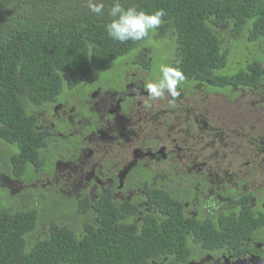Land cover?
Instances as JSON below:
<instances>
[{
    "label": "trees",
    "instance_id": "trees-1",
    "mask_svg": "<svg viewBox=\"0 0 264 264\" xmlns=\"http://www.w3.org/2000/svg\"><path fill=\"white\" fill-rule=\"evenodd\" d=\"M104 2L105 14L97 16L87 0H0V144L18 147L7 161L17 173L46 161L54 134L38 129L39 114H53L51 105L73 95L86 96L81 88L96 83L105 67L169 33L176 44L169 66L186 77L179 90L190 95L200 85L205 94L221 95L214 92L221 88L225 98L264 91V0H120L125 7L166 14L148 38L123 44L106 33L113 0ZM147 56L139 58L145 65ZM162 195L155 198L161 220L138 219L137 210L105 195L95 201L60 195L67 209L58 210L35 241L28 237L40 230L45 213L29 207L31 194L21 197L19 207L0 198V264H189L200 250L214 255L228 250L239 258L259 253L252 241H264V208L253 205L254 193L204 220L187 217L181 200ZM68 216L73 228L65 224Z\"/></svg>",
    "mask_w": 264,
    "mask_h": 264
},
{
    "label": "flooded vegetation",
    "instance_id": "flooded-vegetation-1",
    "mask_svg": "<svg viewBox=\"0 0 264 264\" xmlns=\"http://www.w3.org/2000/svg\"><path fill=\"white\" fill-rule=\"evenodd\" d=\"M136 52L131 61L125 62L135 66L125 80V87L116 86V81L93 86L86 96L72 94L71 100L67 98L64 103L51 105L53 114L49 113V119H43L41 114L37 116L38 129L50 128L54 134L46 149V161L43 160L41 167L31 164L28 173L23 174L17 173L14 166H9L8 159L5 160L7 173H0L1 195L9 199L10 193L6 192L9 188L1 185L6 182L25 185L17 198L31 194L30 186L36 190L41 186L47 192L56 190L65 199L77 201H95L105 195L115 203H126L137 210L138 219L154 216L158 220L162 219L164 213L160 211L155 198L164 196L162 194L171 196L175 202L181 200L185 215L201 220L215 218L221 211L236 208L244 194L254 193L253 205L260 202L264 208V184H259L264 180V171L263 176L259 175V170L264 166L243 172L245 177L241 179L235 171L236 177L233 179L227 175L228 166L216 163L226 159L221 145L216 146L218 151H212L213 156L201 157V152L206 150L202 149L203 146L215 148L214 144L218 142L217 136L209 134V119L196 110L198 102L204 106L208 104L207 97L211 93L194 102L192 94L183 92L185 89L181 88L179 91L184 99L180 95L175 98L169 96V104L165 105L162 113L164 118L159 120L164 124L155 121L156 125L168 128L167 134L163 136L159 129L154 132L148 129L154 120L146 118L143 121L145 113L142 111L147 110V113L158 118L164 99L149 97L144 85L148 80L155 79L150 68L152 60L147 56L145 65V59L139 58L140 54L147 52L140 48ZM81 86L83 84L79 85V89ZM79 89H75L76 95ZM140 98L143 100L140 101ZM173 103L184 113L190 114L187 125L182 129L171 128L169 123V110H173ZM73 113L78 116L73 120L68 119ZM57 125L59 128H56ZM79 125L83 126L82 133L76 134ZM87 125L93 129H86ZM205 134L215 136L212 144L203 143ZM88 144L91 148H88ZM38 180L46 181L42 183ZM216 181L219 184L217 187ZM29 207L36 206L29 202ZM174 212L169 210L171 214ZM95 220V217H91L89 222L95 223ZM85 222L83 219L81 225L84 226ZM46 231L43 228L42 233L45 235ZM261 236L264 239V232ZM252 244L259 249V253L252 252L239 258L228 250L215 255L200 250L189 264H264V241L255 240Z\"/></svg>",
    "mask_w": 264,
    "mask_h": 264
},
{
    "label": "rangeland",
    "instance_id": "rangeland-1",
    "mask_svg": "<svg viewBox=\"0 0 264 264\" xmlns=\"http://www.w3.org/2000/svg\"><path fill=\"white\" fill-rule=\"evenodd\" d=\"M169 34L170 36L168 37V39L163 41L151 39L149 43L150 46H147L146 50H144V48L142 49L143 51L148 52V57L152 60V65L150 66L152 75H156L159 77L160 66L162 64L170 65V63H172L174 59L176 44L172 42V38L174 37V35H172V33ZM132 57L133 54H129L128 56H126V58H118L113 64L109 65L108 67H105V69L98 74L96 83L87 87L83 86L81 88V92H89L93 89V86L99 87L101 85H106V82L109 81H116V86L121 88L125 87V80L129 72L135 70L134 65L132 66L129 64H125L126 61H131L133 59ZM216 89L217 90L214 92L224 95V92L221 91L225 90L221 88ZM201 90L202 87L200 85H196L194 87V92L191 96L194 102L206 93L205 91ZM196 91L198 92L196 93ZM241 92L242 93L240 94V96H230V98H225L224 96L218 94H210V96L207 97L209 99L208 104H206L205 106L201 102H198L196 104V110L202 114L201 116L205 117V119H209V134H214L215 136H217L216 139L218 140V142L214 144L215 148L210 149L209 147L203 146L202 149L206 148V150H204V152H201V157L213 156L214 153L212 151H218L219 148L216 146L221 145L223 147V153H226L230 157L227 159L226 155V159H224L222 162L217 161L216 163H220V166L223 167L228 166L227 175H230V177L233 179L236 177L234 175L235 171L237 173V177L241 179L245 177V175L242 174L243 172L256 170L257 168H260V165L264 166V148L260 146L261 140H264V91H262L261 93H257L254 91L249 92L245 90ZM168 98L169 95L167 93L164 97L160 98L164 100L162 102V105H160L161 109L158 118L152 116L150 112L147 113V110L142 111L145 113L143 121L146 120V118L154 120L150 124L148 129L151 132H154V130L159 129L160 134L163 136L167 134L168 128L160 126L164 123L159 122V120L164 118L162 113L165 110V105L169 104ZM142 100L143 99L140 98V101ZM174 103L173 110L172 108L171 110H169L171 111V119L169 123L171 125V128L182 129L185 127L184 125H187L190 114L184 113L183 111H181V108L175 107ZM79 109L83 112L87 111L86 109ZM41 115L43 119H49V115L47 113H42ZM77 116V114L73 113L68 116V119L73 120ZM155 121L160 123V125H156ZM56 128H59V125H57ZM82 128L83 126L79 125L75 133L81 134ZM89 128L93 129V127L87 125L86 129ZM205 136L206 139L203 141L204 144H212L214 142L215 136L210 137L206 134ZM88 148H91L90 144H88ZM18 151L19 149L15 145L5 146L3 144H0V173H7V170L4 168V162L6 159L9 158V153L17 154ZM245 163L247 164L245 165ZM263 171L264 167L259 170V175L263 176ZM38 181L44 183L46 180ZM229 181L231 182L232 180ZM261 181L262 183L259 184H264V180ZM221 182H225V180H221ZM1 185L9 188L10 190V192L9 190L6 191L8 194L10 193L9 199L5 195H0V198L3 203L9 204L12 200L14 207H19L23 199L17 198V194L25 187V185L21 184L20 182H6ZM215 185L216 187L217 185H219L217 184V181ZM29 191L32 195L30 204L35 205L45 213V215L41 213V219L39 221L40 230L37 231L36 234H33L28 237L30 241H35L38 238H34H36L39 233H42V229L43 227H45L46 223L52 221V216L56 214L60 209H62L63 211L67 209V201L62 202L61 199L58 197L60 193H58L56 190L47 192L46 190L41 188V186H39L37 190L30 186ZM72 193L76 194L77 192L72 191ZM214 196L217 195L214 194ZM198 201L200 202V199H198ZM73 220V218L68 216L65 221V224H68L70 227L73 228L75 226V220ZM43 236L44 235L42 234L41 237Z\"/></svg>",
    "mask_w": 264,
    "mask_h": 264
},
{
    "label": "clouds",
    "instance_id": "clouds-1",
    "mask_svg": "<svg viewBox=\"0 0 264 264\" xmlns=\"http://www.w3.org/2000/svg\"><path fill=\"white\" fill-rule=\"evenodd\" d=\"M87 8L97 16L105 14L104 0H87ZM110 22L105 25V30L112 40L121 44L128 41L138 42L149 37L165 21L163 9L148 12L135 6L125 7L120 0H113L107 9ZM160 76L148 80L144 87L152 99H160L167 93L175 98L180 95V87L186 82V77L179 67L162 64L159 68ZM97 79V76H96Z\"/></svg>",
    "mask_w": 264,
    "mask_h": 264
}]
</instances>
